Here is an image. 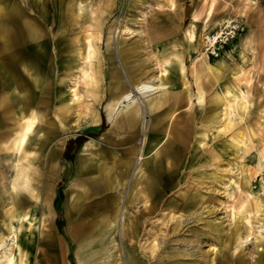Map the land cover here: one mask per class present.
Wrapping results in <instances>:
<instances>
[{"label":"rangeland","instance_id":"374dc122","mask_svg":"<svg viewBox=\"0 0 264 264\" xmlns=\"http://www.w3.org/2000/svg\"><path fill=\"white\" fill-rule=\"evenodd\" d=\"M211 1L0 0L2 30L9 29L6 22L13 6L20 24H28V35L21 48L16 44L13 57L8 56L6 35L0 31V58L9 57L18 76L31 79L27 70H36L40 84H29L31 113L44 114L47 122L57 117L60 123L47 142L42 167L34 168L46 175L41 189L36 179L27 183L38 192L31 203V226L34 231L43 226L60 239L62 264H78V255L94 248L103 252L92 264H126L124 250L133 253L139 264H264V0H215L208 16ZM78 2L84 5L81 11ZM20 24L16 28L21 31ZM232 25L238 27L234 36L214 49L212 35ZM33 28L40 31V40ZM37 40L42 56L35 61ZM19 55L24 59L17 60ZM4 70L0 65V88L11 82ZM139 74L154 84L162 77L167 85L152 94L135 93L134 104L144 111L141 121L145 118L148 126L150 118H156L164 126L166 113H172L167 130L171 136L174 128L179 129L185 142L167 149L151 141L154 154L140 177L134 170L137 156L130 166L120 165V175L105 169L83 171L86 181L100 176L108 183L109 175H116L121 187L94 191L90 186L89 193L95 195H79L67 221L66 188L76 166L61 157L65 143L72 136L99 131L92 125L95 111L110 121L115 86L121 81L132 88L131 78ZM86 76L95 89L88 96L80 88ZM159 94L161 102L152 113L153 98ZM156 125L153 138L163 132V126ZM150 129L151 124L146 130L140 125L137 148ZM115 134L106 129L96 135L89 149L92 157L114 161L115 152L125 145L123 133ZM113 161L110 166H115ZM11 164V155L0 160L3 199ZM21 171L25 170L16 171L15 187ZM61 181L65 187L57 207L62 217L55 223L52 189ZM43 190L49 195L44 196ZM196 190L202 202L188 199V193ZM183 193L186 200L180 197ZM75 220L85 228L74 242L66 224ZM30 253L34 264L35 250ZM54 255L46 264L59 263Z\"/></svg>","mask_w":264,"mask_h":264},{"label":"crops","instance_id":"0c3cea01","mask_svg":"<svg viewBox=\"0 0 264 264\" xmlns=\"http://www.w3.org/2000/svg\"><path fill=\"white\" fill-rule=\"evenodd\" d=\"M172 1L174 2V0H172ZM178 63H179L180 71H181V73H183L184 68H185L184 63L182 60L178 61ZM141 73H143V72H141ZM112 74H114V76H116L117 71L114 70L112 72ZM142 75L143 74H139V75L133 76L132 78L135 79L136 77H139ZM199 76H200V74H199ZM9 78L11 79V82L8 81V83H10V84H7L6 88H0V96H1L0 97V100H1L0 101V160L6 155V153L8 152V149L11 147L15 138L18 136V133L22 130L23 121L26 118H29L30 115L32 114L30 104L29 105L24 104V99L26 96H28L25 94V92H29V90L24 91V89H23L21 91V90L17 89V87L14 86L15 78H12L11 76L8 75V80H10ZM20 78H21L22 82H27V85L30 88V85H29L30 79H27L24 75H23V77L20 76ZM132 78H131V81L133 80ZM119 86H126V85H125V83L123 84V82L120 81L115 86V95L113 96L114 99L116 98V94L118 92L117 90H118ZM179 96H181L180 93L177 94V97H179ZM182 96L184 97L183 94H182ZM160 98H161V94H159L158 96L153 98V99H155L154 100L155 103L152 106V110H151L152 113H154V111H155L153 109V107L155 106V104L158 103V101H160ZM184 99L185 100L188 99V96L185 95ZM16 100H17V102H15ZM150 101H151V103H153V100H150ZM160 102L158 104H160ZM120 107H121L120 109L110 110V112L108 113V115L110 116V121H107V119H106L107 115H105V116L102 115L99 112V110L95 111V113L93 114L94 123L92 124L99 129L98 132H100L99 133L100 135L106 129L108 131V134H110V135L113 133L115 134L119 131L123 133L121 139L124 141L125 145H124L122 151L119 150V151L115 152V159H114V161L112 160L113 164L115 166H110L112 164V161L110 163H106L105 160L97 161V159H95V156L92 157L91 151H89V149L94 144L93 138H95V136H96L95 135L96 133H94V135L88 136V138L83 142V144H84L86 141L91 140V141H89V145H88V151H89L88 155H89V158L91 161H88V163H89V165H92V166H89L86 170L93 169V170H97L99 173L100 172L102 173V171L105 169L108 172H116L117 175H120L119 173L122 172L120 165H122L123 163L129 164L128 162H129V159H131V158H132V162H133L134 156L137 153V146H136L135 141L137 139L139 128L141 125L142 113L140 111V108L137 107V105H135V104L132 105L131 103H128L125 106H120ZM3 108H4V110H3ZM7 110H9V111H7ZM151 112H149V113H151ZM33 114L35 116V122H33L30 130L27 133V139H26V144H25V146H26L25 153L27 154L26 158L28 160L25 158L24 155H21L20 161L18 163V168L21 167L23 170H25V171H21L17 175L18 181H20V182L23 181V183H21L22 185L20 186V182H19L18 187H15L13 182L11 183L12 195H13V200H14V207L13 208H11L9 210V209H7V207H5V205L3 203V197L1 196V193H0V229H3V228L9 229V228H12L16 225H19L21 222H24L23 224L25 225V222L31 221L30 217H31V212L33 210L31 203L34 202V204H35L36 200L33 199V197H35L38 194V192L35 193L33 191L34 188L29 187L30 182L27 183V180L28 181H30L31 179L38 180L39 188L41 189L42 184L40 182L42 180L43 175H40V171L36 172L34 168L36 166L37 169H39L40 165L42 167V163L44 160L43 156L45 155V152H46L47 142L52 138L54 131L55 132L58 131V129L60 127V123H59L57 117H55L54 121L47 122L44 114L38 113V112H33ZM4 115H6V116H4ZM124 115L127 116V121H126V119L123 120ZM165 116L168 117V119L165 122L164 126H163L161 120L158 121V119H156V118H150V120L148 121V128L150 127V124H151V129L148 132L149 142L152 141L155 143V142L159 141L160 139H162L156 145V147H158L160 145H164V144H165L164 146H166L167 149H169V147L171 148L172 146H174V148L180 147L181 145L184 144L185 141H184V138L181 139V136L179 135V129L174 128V130H173L174 134L171 136H170V133H171L170 130H167V126L169 125V118H170V116H172V113H166ZM102 121H104L105 128L100 131V125H101ZM105 121H107V124H108L107 126H106ZM156 124L163 126V130H162L163 132L160 133L161 135L159 137L153 138L151 131L154 129ZM156 126H158V125H156ZM88 134H90V133H88ZM99 134H97V135H99ZM115 136L117 137V134H115ZM72 137H74V136H72ZM83 144L81 145L78 152L76 153V159L73 162L74 165L76 166V169H75L74 177H72V179H71V180L75 179L76 181L78 180L77 183L82 186V187L77 186V189L79 191L78 195L87 194V195L94 196L95 194L89 193L90 192V186L93 187L94 191L99 190L100 187H105V186H113L114 188H120L121 187V184H120L121 181L119 180L120 178L117 177L116 175L115 176L109 175V177L107 176L108 177L107 178L108 183H104V182H106V180L104 178H101L100 176L93 177L92 180L87 179V181L81 176L83 172L78 169L77 165H78V159H79V155H80V152L82 150ZM129 147L130 148L134 147L135 150L133 153L128 152ZM31 152H32V154H31ZM62 153H63V151H62ZM153 154H152V156H153ZM86 170H84V171L86 172ZM144 171H145V168H144ZM16 174L17 173H15V175ZM45 177H46V175H44L43 179ZM15 180L16 179L14 178L13 181H15ZM82 181H83V183H82ZM43 189L46 191L47 188L45 187ZM44 190H43V195L44 196L49 195V193L47 194L46 192H44ZM52 190H53V193H52V198H51L52 201L51 202H52V206L54 208V213H55L53 221L56 223L57 222V211L59 210L57 207L58 201L55 202V198H56V194H57V188L54 187V189H52ZM31 191H32V193H31ZM39 195L42 198V193L39 192ZM62 195H63V193H62ZM45 201H46V198H45ZM116 203H118V202H116ZM39 206H41V205H39ZM113 206H111L112 207L111 209L114 208ZM41 227H43V226H41ZM47 234L50 236H53V238L56 242V246L51 244V242H52L51 239H45L40 245L41 255H40V257H37L38 247L36 246V244H32V249L35 250V257H36L34 264H46V261L49 258L50 254H52V255L55 254L54 255L55 259L59 262L58 264H62L63 251H62L61 242L59 241L60 239L56 235H53V233L51 231ZM30 251H31V247L28 245L27 264H31V262H30V260H31Z\"/></svg>","mask_w":264,"mask_h":264},{"label":"bare ground","instance_id":"6f19581e","mask_svg":"<svg viewBox=\"0 0 264 264\" xmlns=\"http://www.w3.org/2000/svg\"><path fill=\"white\" fill-rule=\"evenodd\" d=\"M214 4H215V0H212L211 3H209L208 12H207L208 16L212 15L213 9H214ZM77 6H78V9L80 11L84 8L83 7L84 5L82 4V2H78ZM8 14L11 15L10 21L6 22L8 25L7 28H9V29L8 30H2L3 24L0 23V31L2 32L1 33L2 36L6 35L5 39H7V43H5V45L7 47L6 51L8 52L7 53L8 56L12 55V57H13V55H14L13 50H15L16 44H18L17 48H21L22 44L25 41L24 36L28 35V33L25 29V27H27L28 24L26 22L23 24H20V21H19L20 17L18 15L17 8H14V6L8 11ZM19 24H20V28L22 26L21 31L16 28V26H18ZM13 28L17 29V34H15V30H13ZM33 29H34V31L32 33H34V35L38 34V36L37 35L36 36L38 37V40H40L42 37V36H39L40 31H37L35 28H33ZM191 37H193L192 34H191ZM38 40L35 43V47H34L35 53H33V55H32L33 57H35V61H38L39 59H41V56H42L41 47H40L41 42ZM29 48L32 49V51H33V48H31L30 46H29ZM18 59H24V58L19 55L17 60ZM0 61H1L0 65L4 66V68H5L4 72L6 71V74L11 76L12 78H17L14 81V86H16L17 89H19L21 91L23 89H24V91H28L29 87L27 85V82H22L21 78L19 77V76L23 77V75L18 76V75H16V72L13 71V69H11L12 67L9 63L11 61V59L9 57H6V59L0 58ZM4 63L6 65H4ZM27 72L30 75L31 79L29 81L31 82V84H33V86H36V83H38V87H39L40 78H38L36 70H32V68H31L30 70H27ZM84 73H85V71H84ZM144 76H139V77H136L135 79L132 78L133 79L131 82L132 88H128L127 86H119L118 87V90H117L118 92L116 94V98L114 99L113 103L111 104L112 109H115V110L120 109L121 108L120 106H125L128 103H131L132 105H134L135 93L142 94L144 96V95L152 94V93L156 92L157 90H159L160 88L163 90L164 87H167V85L161 80L162 77L157 78V80H160V82L158 84H154L153 79L152 80L151 79H144L145 78ZM87 77L88 76H86L84 79L86 82L83 84H80V88H82L83 94L84 95L86 94L88 96L91 93V91H94L95 89L92 86H90L91 80L87 81V79L89 78V77L88 78ZM77 84L79 85V83H77ZM162 90H159V91H162ZM198 93L200 94V91H198ZM25 94L28 96L25 97L24 104L29 105L32 102V100H31L32 94L30 92H25ZM148 99H147V103L150 104L151 101ZM84 102H86V101H84ZM3 110H4V108H3ZM7 111H9V110H7ZM140 111L142 113L144 112L141 109H140ZM4 116H6V115H4ZM123 118H124L123 120L126 119V121H127V116L124 115ZM144 119L145 118H143V120L141 121V126H142L143 130H146V128L148 126H147L146 120H144ZM33 122H35V116L32 113L29 118H26L23 121L22 130L18 133V136L15 138L13 144L8 149V152H10L11 160H12L11 169H10L11 178H10L9 185L7 187L4 186V191L6 192L7 197H5V195H4L3 203H4L5 207H7V209H9V210L14 207V200H13V195H12L11 183L13 182V179L15 178V173L18 169V163L20 161L21 155H24L25 158L27 156V154L25 153V151H26L25 150L26 149L25 144H26V139H27V133L30 130ZM227 123H228V121L225 124H227ZM219 129H220V127H219ZM142 139L143 140L141 141V145H140V147L137 148V153L134 156V158L137 156V160H139V162L137 163V166L134 167L136 177H140V175L144 172L145 164L147 163L148 159L153 154V152L150 153L151 149H152L151 144L156 145L162 140V139H160L159 141H157L155 143L154 142L151 143V142H149V135H147L145 133H143ZM89 141H91V140H88L83 144V147H82V150L80 152L79 159H78V162H79L78 169L82 172L84 170H86L89 166H92V165H89V163H88V161H91L89 158V155H88L89 154V151H88ZM134 150H135L134 147L128 148L129 153H133ZM31 154H32V152H31ZM10 155H9V157H10ZM7 156L8 155L6 153V155L3 157V159L6 158L8 160L9 157L7 158ZM162 160H163V158H162ZM128 163H129L128 165L130 166L132 163H134V159H133V162H132V158L129 159ZM170 164H171V162H170ZM77 181L75 179L69 181L70 182L69 186L66 188L67 189V195H68L66 198L70 201L69 205H65V214H66L65 216H66L67 221L70 220L71 211L73 210V208L76 205V202L78 201V198H79V195H78L79 191L77 189V186L82 187L80 184L77 183ZM82 183H83V181H82ZM239 187L240 186L238 185V188ZM31 193H32V191H31ZM186 195H184V193H183L180 197L183 196V198L186 200V198H188ZM188 196H189V198H188L189 200L193 197L196 200H198V202H202L203 197L198 194L197 190L188 193ZM176 198H178V197H176ZM227 204H229V203H227ZM115 211H116V209H115ZM172 217H173V215L170 216L169 219H172ZM115 218L116 217H115V213H114V214H112V222L113 223H114ZM86 219H88V218H86ZM23 223L24 222H21L19 225H16V226L9 228V229H4V228L0 229V264H27L28 245L32 248V244H36V246L38 247L37 257H40V255H41L40 245L45 239H51L52 240L51 244L56 245V242H55L53 236H50L47 234L50 232L49 229L41 227L37 231H34V229L31 226L32 225L31 221L25 222V225ZM66 227H67V231H68L71 239L74 242L83 234V231L85 228L84 224L76 222V220L67 223ZM151 249L152 250L155 249V243L154 242L152 243ZM100 252H103V248H94L93 250H91L89 252L86 251L84 253V255H78L77 262H78V264H92V262H93L92 260H94L96 257L101 255ZM124 254L126 257V264H139V261L136 259L135 255L133 253H130V251H128V250H124ZM50 258H52V257H49L48 259H50ZM53 258L55 260V256ZM117 264H119V263H117Z\"/></svg>","mask_w":264,"mask_h":264},{"label":"trees","instance_id":"16d2710c","mask_svg":"<svg viewBox=\"0 0 264 264\" xmlns=\"http://www.w3.org/2000/svg\"><path fill=\"white\" fill-rule=\"evenodd\" d=\"M105 128L104 125V121H102L101 125H100V131L103 130ZM100 132L96 133L95 135L99 134ZM90 135H94V134H88V135H84V134H78L74 137H70L64 146V150L62 153V157L65 161H67L70 164H73L74 162V157L75 154L78 152L79 148L81 147V145L83 144V142L88 138V136ZM65 183L63 181H61L58 186H57V194H56V198H55V202H57L59 200V198L62 197V189L65 187L64 185ZM62 217V213L58 210L57 211V220H61Z\"/></svg>","mask_w":264,"mask_h":264},{"label":"built area","instance_id":"2783aa9c","mask_svg":"<svg viewBox=\"0 0 264 264\" xmlns=\"http://www.w3.org/2000/svg\"><path fill=\"white\" fill-rule=\"evenodd\" d=\"M237 25H232L225 29L224 31L216 32L215 35H212L211 38H213L212 46L215 48L218 47V45L226 43L231 37L234 36L235 32L237 31Z\"/></svg>","mask_w":264,"mask_h":264}]
</instances>
